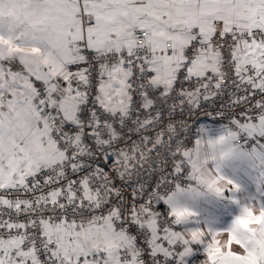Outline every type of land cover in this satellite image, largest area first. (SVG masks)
<instances>
[{
    "label": "snow or ice",
    "instance_id": "obj_1",
    "mask_svg": "<svg viewBox=\"0 0 264 264\" xmlns=\"http://www.w3.org/2000/svg\"><path fill=\"white\" fill-rule=\"evenodd\" d=\"M0 264H264V0H0Z\"/></svg>",
    "mask_w": 264,
    "mask_h": 264
},
{
    "label": "crops",
    "instance_id": "obj_2",
    "mask_svg": "<svg viewBox=\"0 0 264 264\" xmlns=\"http://www.w3.org/2000/svg\"><path fill=\"white\" fill-rule=\"evenodd\" d=\"M229 211H231V212H235L236 209H235V207L233 206L232 208L229 209ZM225 218L228 219L229 217L226 216Z\"/></svg>",
    "mask_w": 264,
    "mask_h": 264
},
{
    "label": "rangeland",
    "instance_id": "obj_3",
    "mask_svg": "<svg viewBox=\"0 0 264 264\" xmlns=\"http://www.w3.org/2000/svg\"><path fill=\"white\" fill-rule=\"evenodd\" d=\"M219 126H213V134H215V129L218 128Z\"/></svg>",
    "mask_w": 264,
    "mask_h": 264
}]
</instances>
